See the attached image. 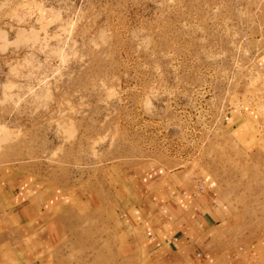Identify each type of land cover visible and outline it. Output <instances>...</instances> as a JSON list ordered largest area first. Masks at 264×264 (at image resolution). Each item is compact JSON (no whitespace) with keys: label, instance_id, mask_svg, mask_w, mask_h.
<instances>
[{"label":"rangeland","instance_id":"rangeland-1","mask_svg":"<svg viewBox=\"0 0 264 264\" xmlns=\"http://www.w3.org/2000/svg\"><path fill=\"white\" fill-rule=\"evenodd\" d=\"M161 168L264 225V0H0V187L107 205Z\"/></svg>","mask_w":264,"mask_h":264},{"label":"crops","instance_id":"crops-1","mask_svg":"<svg viewBox=\"0 0 264 264\" xmlns=\"http://www.w3.org/2000/svg\"><path fill=\"white\" fill-rule=\"evenodd\" d=\"M13 177L0 187V264H264V225L191 169L130 174L107 205L100 195L76 202L31 177L15 188ZM91 246L109 256L91 259Z\"/></svg>","mask_w":264,"mask_h":264}]
</instances>
